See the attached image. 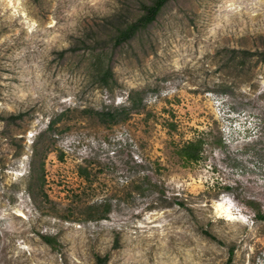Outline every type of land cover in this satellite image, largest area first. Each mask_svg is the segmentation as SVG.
<instances>
[{"label":"rangeland","instance_id":"374dc122","mask_svg":"<svg viewBox=\"0 0 264 264\" xmlns=\"http://www.w3.org/2000/svg\"><path fill=\"white\" fill-rule=\"evenodd\" d=\"M140 1L0 0V264H264V0L170 1L102 87Z\"/></svg>","mask_w":264,"mask_h":264},{"label":"trees","instance_id":"16d2710c","mask_svg":"<svg viewBox=\"0 0 264 264\" xmlns=\"http://www.w3.org/2000/svg\"><path fill=\"white\" fill-rule=\"evenodd\" d=\"M172 0H148L140 1L139 3V13L134 19L124 20V22L119 25H114L107 28V34L95 35L91 40L85 42L88 43L89 47L85 51L89 60V70L93 75L97 77V82L100 86H109V81L113 77L112 71V57L120 46L128 43L132 40L138 33L147 29L159 16L162 9ZM101 41H104L106 46H101ZM67 51L75 52L76 47L69 48L67 50H62L59 55L64 56ZM233 53L242 54L241 58L243 62L248 60L251 52L240 51ZM239 54V57H240ZM261 61H264V51L262 52ZM115 111H104L99 113L100 119L108 118L113 119L115 117ZM22 115H12L9 119L14 120L21 118ZM4 119L0 117V120ZM218 143H221L219 140ZM203 146V140L197 139L194 141L186 142L179 148V155L185 159V161H196L200 158V152ZM108 213V207L105 208L101 217H105ZM205 235L211 239L216 240L215 236L210 234L208 231L204 230ZM46 243L50 246L55 247V240L49 237H43ZM233 248L229 249V255L226 264H231L233 261ZM108 255H96L95 264H107Z\"/></svg>","mask_w":264,"mask_h":264}]
</instances>
